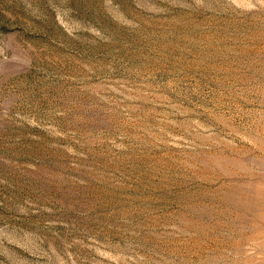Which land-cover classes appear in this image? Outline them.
I'll return each mask as SVG.
<instances>
[{
    "label": "rangeland",
    "instance_id": "1",
    "mask_svg": "<svg viewBox=\"0 0 264 264\" xmlns=\"http://www.w3.org/2000/svg\"><path fill=\"white\" fill-rule=\"evenodd\" d=\"M0 264H264V0H0Z\"/></svg>",
    "mask_w": 264,
    "mask_h": 264
}]
</instances>
